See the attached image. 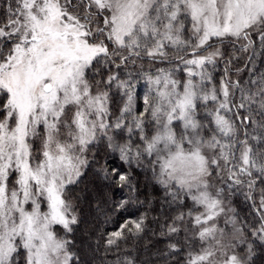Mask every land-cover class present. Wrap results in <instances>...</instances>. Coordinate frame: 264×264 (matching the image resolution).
Here are the masks:
<instances>
[{
  "label": "snow or ice",
  "instance_id": "1",
  "mask_svg": "<svg viewBox=\"0 0 264 264\" xmlns=\"http://www.w3.org/2000/svg\"><path fill=\"white\" fill-rule=\"evenodd\" d=\"M0 264H264V0H0Z\"/></svg>",
  "mask_w": 264,
  "mask_h": 264
},
{
  "label": "trees",
  "instance_id": "2",
  "mask_svg": "<svg viewBox=\"0 0 264 264\" xmlns=\"http://www.w3.org/2000/svg\"><path fill=\"white\" fill-rule=\"evenodd\" d=\"M258 67H262V66L258 65ZM138 91L142 93L144 89L142 87H138ZM113 162L119 163L118 161H113ZM137 172L140 174L141 180H144L145 178L144 170L137 169ZM147 175H150V173H148ZM99 183H100L99 180L94 179L93 176L89 174L84 177L83 181L79 185L73 186V194L81 197L80 208H81L82 222L77 227L76 232H75V238L78 244L81 242L87 243L86 234L88 230L90 229L93 220L98 215L97 212L95 211L94 205L96 203L95 197L97 196V191L95 190V188H96V185H98ZM145 191H151V189L148 188V189H145ZM156 195L158 196L159 193H156ZM152 207L154 210L149 212V221H151L152 218L156 216H159L162 219L163 217L161 214L165 211V209L161 208L160 202L157 200L156 202H154ZM144 210H145L144 208H140L139 211L143 212ZM133 212H135V209H133ZM136 214H139V213H136ZM99 219L101 222L103 221L102 216L99 217ZM105 227L109 231H111L113 228L112 225H106ZM150 227L155 229L156 225L150 224ZM122 247L125 248V251L132 252L133 255H138L141 261H151L154 259V257H152L150 253L145 252L143 250L142 242L141 244L134 246V242L130 241L127 246L122 245ZM112 259H113V255L109 253L108 254L109 262H111Z\"/></svg>",
  "mask_w": 264,
  "mask_h": 264
}]
</instances>
